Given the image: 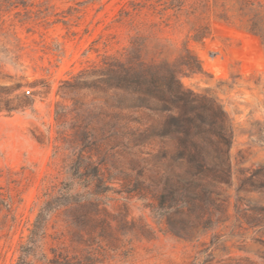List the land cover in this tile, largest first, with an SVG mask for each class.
<instances>
[{"label":"rangeland","instance_id":"obj_1","mask_svg":"<svg viewBox=\"0 0 264 264\" xmlns=\"http://www.w3.org/2000/svg\"><path fill=\"white\" fill-rule=\"evenodd\" d=\"M145 1L0 0V264L18 262L77 147H91L110 191L51 214L31 264H264V41L208 14L199 22L210 35L196 43L173 18L165 27L160 3L134 10ZM183 44L202 73L182 85L227 115L228 176L203 105L156 94L139 107L98 83L131 49L157 64ZM163 102L187 135L168 125ZM86 125L96 141L75 143Z\"/></svg>","mask_w":264,"mask_h":264},{"label":"trees","instance_id":"obj_2","mask_svg":"<svg viewBox=\"0 0 264 264\" xmlns=\"http://www.w3.org/2000/svg\"><path fill=\"white\" fill-rule=\"evenodd\" d=\"M155 3H160L162 6L159 15L165 27H171L170 20L173 18L174 25L188 28L187 33L190 39L196 43H201L210 35V25L199 22L208 14H212L216 22L237 25L241 30L258 36L264 41V0H156L155 2L146 0L141 5L134 4L133 7L136 11L142 8L155 11ZM168 11L171 12L170 16L166 15ZM142 59L139 50H129L123 59H114L110 65H105L102 75L106 76V79L102 78L98 83L100 86L113 90L119 102L130 101L138 104L139 107H150L151 98L156 94L163 97L168 95L172 99V104H181L186 109H194L198 104L203 105L209 115L205 132L214 137L218 144L226 146V150L219 149L218 154L222 159L223 172L228 176L230 168L227 161L232 132L223 107L216 98L199 97L186 89L180 81L182 77L202 73L198 59L186 47V44H183L181 53L173 62L163 61L154 64L146 63ZM87 73L85 71L81 75L84 76ZM163 103L165 110L170 112L168 125L175 128L176 132L187 135L186 129H183L185 118L180 114H173V107ZM62 110L63 107L58 105L55 111L56 121L60 123L63 122ZM190 122L191 120L187 119V123ZM95 136V129L89 125L76 128L73 134L75 143L95 142ZM90 155L91 147H88V151L78 150V147L72 150L71 166L74 173L69 174L68 183L64 188L53 196H49L39 209L28 243L21 247L16 264H31L30 252L32 248L36 249L44 238L51 214L71 205L92 203L96 196L110 191L101 171V163H95ZM89 169L92 171L90 172ZM77 185L88 191L82 194L74 193ZM100 188H103L102 191H99Z\"/></svg>","mask_w":264,"mask_h":264},{"label":"built area","instance_id":"obj_3","mask_svg":"<svg viewBox=\"0 0 264 264\" xmlns=\"http://www.w3.org/2000/svg\"><path fill=\"white\" fill-rule=\"evenodd\" d=\"M27 94H29V91H27Z\"/></svg>","mask_w":264,"mask_h":264}]
</instances>
